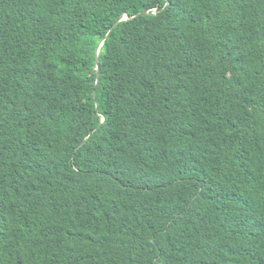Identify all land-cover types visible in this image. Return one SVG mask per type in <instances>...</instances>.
Returning a JSON list of instances; mask_svg holds the SVG:
<instances>
[{
    "label": "trees",
    "instance_id": "1",
    "mask_svg": "<svg viewBox=\"0 0 264 264\" xmlns=\"http://www.w3.org/2000/svg\"><path fill=\"white\" fill-rule=\"evenodd\" d=\"M0 264H264V0H0Z\"/></svg>",
    "mask_w": 264,
    "mask_h": 264
},
{
    "label": "water",
    "instance_id": "2",
    "mask_svg": "<svg viewBox=\"0 0 264 264\" xmlns=\"http://www.w3.org/2000/svg\"><path fill=\"white\" fill-rule=\"evenodd\" d=\"M126 18H130V16L128 14H124L123 16H121L116 22H119L120 20L126 19ZM103 40L100 41L99 45H98V51L100 46L102 45ZM97 78H98V73H97Z\"/></svg>",
    "mask_w": 264,
    "mask_h": 264
}]
</instances>
